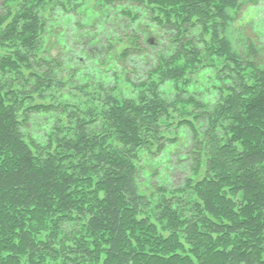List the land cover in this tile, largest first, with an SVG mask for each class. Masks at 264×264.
Returning a JSON list of instances; mask_svg holds the SVG:
<instances>
[{"label":"trees","instance_id":"trees-1","mask_svg":"<svg viewBox=\"0 0 264 264\" xmlns=\"http://www.w3.org/2000/svg\"><path fill=\"white\" fill-rule=\"evenodd\" d=\"M243 1L103 0L102 29L87 35L107 51L125 43L117 68L146 88L119 100L99 78L93 95L75 80L76 40L66 60L38 54L63 28L45 14L62 0H0V264H264V54L249 38L233 52L223 32ZM218 53L226 65L208 76L220 95L205 101L187 71ZM168 81L183 83L177 95ZM63 88L86 98L35 103ZM187 100L188 141L171 152L163 123ZM145 147L173 153L154 207L136 164Z\"/></svg>","mask_w":264,"mask_h":264},{"label":"rangeland","instance_id":"rangeland-1","mask_svg":"<svg viewBox=\"0 0 264 264\" xmlns=\"http://www.w3.org/2000/svg\"><path fill=\"white\" fill-rule=\"evenodd\" d=\"M62 1L64 2V8L59 6L57 9H52V7H49L45 14L48 22L53 24H56L60 20V18H63L61 20V25H63V28L61 29V26L59 27V25L56 24L57 29L51 31L52 28H50L49 33H46L42 36L38 54L48 60H50L51 58L66 60L72 52L68 49L67 46L74 40H76L77 42H73L72 45L73 47H76V54H78L80 50V52H82L79 53L81 55L80 58H82L83 64L85 65V72H78L75 80L78 82L82 81L84 84H86L87 82L91 84V86L88 87L86 94L89 93L93 95L92 90L95 91L97 89L98 84L101 83L100 80L103 81V85L108 86V89L112 87L111 93L113 92L114 96L119 100L124 99V97H132L133 95L140 93L139 90H144L145 87L140 89L135 87L130 81L127 80V74L123 73V70H119V68H117L119 63L118 56L127 46L125 43L123 44L120 42L117 45L118 49H114L115 51H107V49L104 48L105 45L103 46V43H97L96 40H92V37L90 35H87V31L90 28L91 30H97V28L102 29L101 22L103 21V11L101 10L103 6V0ZM229 17V21L224 27L225 30L223 32L225 33L227 40H229L233 52L241 51L245 45L246 38H249L250 40L254 41L257 47L264 54V0H244L243 7L238 11H230ZM140 20H143L142 17L140 18ZM140 20H136V26H138L139 28V24H141V22H144ZM118 24L119 22L116 23V25ZM79 26L81 28L78 30ZM196 27L197 28H195V30L199 31L200 24ZM147 31L150 30L147 29L145 32ZM157 32L160 35L164 34L163 29L160 26H158ZM211 32L212 31L209 32V35H211ZM93 34L94 33H92V35ZM107 34H109V32ZM209 35L206 36L205 41L207 43V39L209 40L210 38ZM99 39L101 41V37ZM158 43L160 42L158 41ZM162 43L164 49L168 43L166 41ZM113 44L116 45L114 41ZM1 54H3V50L0 49V55ZM89 54H93L94 57L91 58ZM101 56L104 57L103 62L101 61ZM225 57L226 56H222L220 53L212 55L205 54V56L201 57L202 62L196 64L195 66H193L194 68H191L189 71H187L186 77H188L187 79L190 80V83L185 85V88L190 89V86H194L195 89H198V92L201 94L202 99H205V101L210 100L211 102H213L215 97L218 98L217 95L219 92L217 90L215 91L214 88L218 87V85H215V81H211L208 75H213L214 73L219 72L224 68V66L226 65ZM182 59L183 60L180 63H182L183 61H187L185 57H183ZM91 72H94V79L89 78V76L87 75V73ZM102 76L104 79H101ZM205 76H207V79L205 78ZM137 77L138 75L135 76L134 73H131V78L133 80ZM97 78H99L100 80ZM154 78L156 80H159L157 76H155ZM65 80L69 82V80H71V77H66ZM198 80L200 81L199 84ZM221 87H223V85ZM182 88V82L178 83V85H174L173 83L168 81L167 84L161 86V90H166L169 94L173 92L174 95H177V90H181ZM224 93L228 92L225 90ZM46 94L48 95L46 100L41 101L36 97L35 103L40 104L44 102L45 104L49 105L55 100L63 101L64 98H67L73 102H75V99H79L82 103L83 100L81 99L86 98L85 93H80L79 91H77L76 93L72 90V88H70L69 91L67 88H63V90L60 91L51 90L47 91ZM183 98L186 100V95ZM193 105L194 101L192 100H187V103L183 101L177 104L174 109L170 110L169 113L171 116L168 122L163 123L166 124V127L164 128L165 136L168 139H178L177 141H175L176 143L170 144L171 149L173 148L171 152L177 150V147H183L184 144H186L188 141V137L181 134L183 130L181 128V122L185 119H193ZM198 125L199 124L196 123L195 125H193V127L198 128ZM172 156L173 153L170 159L172 158ZM170 159L167 158L164 153L159 152L158 148L155 147H145L144 149L139 151L138 156L136 157V164L140 172L139 183L141 185V190L143 194L148 195L152 199L153 207L156 206L157 202L159 201V196H156L155 194H159V188L164 186V183H166V169ZM180 172V170H177V174L179 176L175 175L177 177V179H175L174 181L175 183H179L178 181H180V178H182L183 176V173L180 174ZM189 175H193L192 171L189 172ZM193 187V185L191 187L188 186L186 188V191L184 190L183 192L179 193L178 196L191 195ZM174 195L175 194L171 191V193H168L167 198H172V196ZM149 215L150 214H148V216L146 217L149 218ZM150 218L154 220L152 216Z\"/></svg>","mask_w":264,"mask_h":264}]
</instances>
